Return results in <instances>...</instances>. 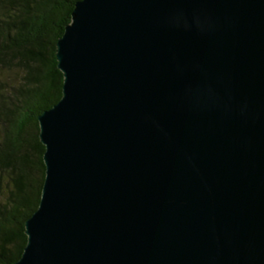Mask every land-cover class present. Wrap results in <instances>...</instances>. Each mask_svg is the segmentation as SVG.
I'll return each mask as SVG.
<instances>
[{
	"label": "water",
	"instance_id": "obj_1",
	"mask_svg": "<svg viewBox=\"0 0 264 264\" xmlns=\"http://www.w3.org/2000/svg\"><path fill=\"white\" fill-rule=\"evenodd\" d=\"M56 55L13 264H264V0H79Z\"/></svg>",
	"mask_w": 264,
	"mask_h": 264
},
{
	"label": "trees",
	"instance_id": "obj_2",
	"mask_svg": "<svg viewBox=\"0 0 264 264\" xmlns=\"http://www.w3.org/2000/svg\"><path fill=\"white\" fill-rule=\"evenodd\" d=\"M79 0H0V264L17 262L46 175L38 117L63 96L57 42Z\"/></svg>",
	"mask_w": 264,
	"mask_h": 264
}]
</instances>
